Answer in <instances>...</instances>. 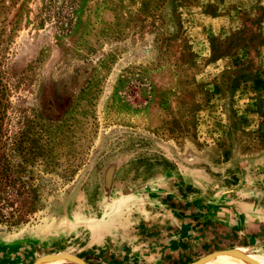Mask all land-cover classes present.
I'll use <instances>...</instances> for the list:
<instances>
[{
    "label": "rangeland",
    "instance_id": "rangeland-1",
    "mask_svg": "<svg viewBox=\"0 0 264 264\" xmlns=\"http://www.w3.org/2000/svg\"><path fill=\"white\" fill-rule=\"evenodd\" d=\"M238 250L264 264V0H0V264Z\"/></svg>",
    "mask_w": 264,
    "mask_h": 264
},
{
    "label": "bare ground",
    "instance_id": "bare-ground-1",
    "mask_svg": "<svg viewBox=\"0 0 264 264\" xmlns=\"http://www.w3.org/2000/svg\"><path fill=\"white\" fill-rule=\"evenodd\" d=\"M222 254H219L216 257H211V258L207 259L206 263L211 261L209 264H243L246 262V260H245L246 258H244L245 256H247L246 252L244 253L241 250L234 251V253L231 252V253L225 254V255H222ZM250 261L253 263V261H256V260H250ZM257 262L259 264H262L259 261H256L254 264H256Z\"/></svg>",
    "mask_w": 264,
    "mask_h": 264
},
{
    "label": "water",
    "instance_id": "water-1",
    "mask_svg": "<svg viewBox=\"0 0 264 264\" xmlns=\"http://www.w3.org/2000/svg\"><path fill=\"white\" fill-rule=\"evenodd\" d=\"M62 255H65V254H61V256ZM56 256H58L57 254H52V255H49V257H56Z\"/></svg>",
    "mask_w": 264,
    "mask_h": 264
}]
</instances>
